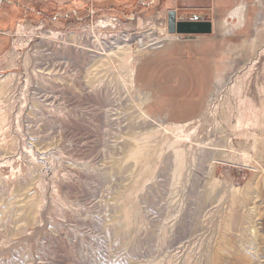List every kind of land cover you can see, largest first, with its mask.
I'll return each instance as SVG.
<instances>
[{
	"label": "rangeland",
	"instance_id": "1",
	"mask_svg": "<svg viewBox=\"0 0 264 264\" xmlns=\"http://www.w3.org/2000/svg\"><path fill=\"white\" fill-rule=\"evenodd\" d=\"M215 1L0 0V264H264V0Z\"/></svg>",
	"mask_w": 264,
	"mask_h": 264
},
{
	"label": "water",
	"instance_id": "2",
	"mask_svg": "<svg viewBox=\"0 0 264 264\" xmlns=\"http://www.w3.org/2000/svg\"><path fill=\"white\" fill-rule=\"evenodd\" d=\"M167 31L178 35H211L214 31L212 20H180L176 10L168 11Z\"/></svg>",
	"mask_w": 264,
	"mask_h": 264
},
{
	"label": "bare ground",
	"instance_id": "3",
	"mask_svg": "<svg viewBox=\"0 0 264 264\" xmlns=\"http://www.w3.org/2000/svg\"><path fill=\"white\" fill-rule=\"evenodd\" d=\"M235 12L237 13V16H239V21H240V27H244V20H243V12H244V10H243V7H237V8H235ZM264 22V21H263ZM149 33V32H148ZM159 37V36H158ZM154 38V37H153ZM167 40H170V39H173V38H175L174 37V35L173 34H166V37H165ZM163 40V39H162ZM163 42V41H162ZM161 43V42H160ZM124 45V44H123ZM144 46V45H143ZM145 46H146V44H145ZM140 48H142V47H140ZM145 49H150V47L148 46V47H145V48H143V49H140V50H137V53H139V52H141V51H143V50H145ZM129 50H130V48H129ZM129 50H127V49H122L121 51H119V52H117V57H118V61H119V63H120V66L121 67H124V68H126V72H127V75H128V73H131L133 70H131V68H128L126 65H125V58H126V56L130 53V51ZM132 52V51H131ZM136 53V52H135ZM107 65L105 64V63H98V64H96V68H102V67H106ZM131 77V76H130ZM226 81V80H225ZM226 83V82H225ZM222 86H224V78H222V77H218V79L216 80V82H215V88L216 89H218V91H219V89H221V87ZM141 112H143V111H141ZM142 114H144V112L142 113ZM147 117V116H146ZM202 119H204V120H206L207 119V115L206 114H203V117H202ZM149 120V119H148ZM147 120V121H148ZM155 121V120H154ZM158 123V122H157ZM190 123V122H189ZM160 124V123H159ZM166 124V123H165ZM170 127V126H169ZM179 158V157H178ZM176 159V158H174V157H171V165H172V167L170 166V173H171V184H176L177 183V181H178V179H179V173H178V160L179 159ZM252 190H253V188H251ZM250 192V191H249ZM248 192V193H249ZM253 193V192H252ZM252 195V194H251ZM250 196V195H249ZM248 197V196H247Z\"/></svg>",
	"mask_w": 264,
	"mask_h": 264
},
{
	"label": "crops",
	"instance_id": "4",
	"mask_svg": "<svg viewBox=\"0 0 264 264\" xmlns=\"http://www.w3.org/2000/svg\"><path fill=\"white\" fill-rule=\"evenodd\" d=\"M57 3H64V2H74V1H81V0H53ZM237 0H231L225 1L224 3L221 2V0L215 1V6L220 9H231L235 6ZM3 23H0V58L6 53L7 50V36L8 32H6V29L2 27Z\"/></svg>",
	"mask_w": 264,
	"mask_h": 264
}]
</instances>
